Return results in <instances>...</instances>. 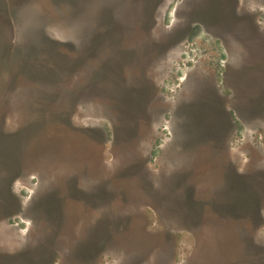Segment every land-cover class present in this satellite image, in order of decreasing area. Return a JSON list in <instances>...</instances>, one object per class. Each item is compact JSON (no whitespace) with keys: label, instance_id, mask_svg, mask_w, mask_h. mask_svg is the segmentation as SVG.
Returning a JSON list of instances; mask_svg holds the SVG:
<instances>
[{"label":"rangeland","instance_id":"374dc122","mask_svg":"<svg viewBox=\"0 0 264 264\" xmlns=\"http://www.w3.org/2000/svg\"><path fill=\"white\" fill-rule=\"evenodd\" d=\"M0 264H264V0H0Z\"/></svg>","mask_w":264,"mask_h":264}]
</instances>
